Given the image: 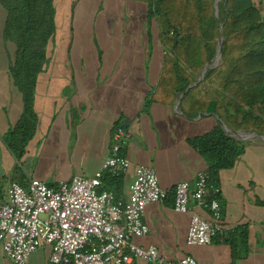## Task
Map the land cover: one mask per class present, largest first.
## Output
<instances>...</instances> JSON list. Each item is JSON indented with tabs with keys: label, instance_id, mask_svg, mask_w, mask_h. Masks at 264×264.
<instances>
[{
	"label": "crops",
	"instance_id": "crops-1",
	"mask_svg": "<svg viewBox=\"0 0 264 264\" xmlns=\"http://www.w3.org/2000/svg\"><path fill=\"white\" fill-rule=\"evenodd\" d=\"M67 12V29L59 37L57 28L39 77L33 106L38 124L21 157L4 140L19 121L23 103L9 74L15 46L4 43L0 33V54L6 59L0 67V204L7 203L13 182L27 186L39 180L56 187L73 176H94L108 157L114 129L123 127L130 136L125 155L131 169L122 176L119 197L128 196L138 165L155 170L169 197L145 207L149 233L132 239L137 247L154 248L157 260L131 264H177L186 255L199 264H264V207L256 203L264 201V143L246 141L234 167L218 174L220 228L230 229L226 237L219 231L210 245L187 247L191 213L171 209L174 188L180 182L192 188L196 175L207 170L187 140L211 131L218 119L199 118L201 113L186 118L176 109L181 95L174 103H161L165 52L156 23H148L146 5L73 0ZM155 91V101L145 109ZM189 209L209 220L206 209H196L193 202ZM49 256V248L42 247L27 264H51ZM0 264H12L1 245Z\"/></svg>",
	"mask_w": 264,
	"mask_h": 264
},
{
	"label": "trees",
	"instance_id": "trees-1",
	"mask_svg": "<svg viewBox=\"0 0 264 264\" xmlns=\"http://www.w3.org/2000/svg\"><path fill=\"white\" fill-rule=\"evenodd\" d=\"M130 1L146 5L148 23L155 22L159 30L165 52L161 103H174L185 92L178 110L186 118L212 115L233 132L264 136V18L253 1L220 0L218 16L216 0ZM0 9L6 14L2 40L15 46L9 74L23 103L19 121L4 140L21 157L38 124L33 106L57 33L55 0H0ZM220 36V64L209 69L201 83L187 89L215 58ZM155 95L156 91L146 99L145 109ZM187 144L205 163L209 185L220 189L219 172L232 169L248 143L231 137L218 124L188 139ZM121 183L122 177L106 176L98 191L111 192L119 200ZM213 198L220 201L221 193ZM256 203L264 207V201Z\"/></svg>",
	"mask_w": 264,
	"mask_h": 264
},
{
	"label": "built area",
	"instance_id": "built-area-1",
	"mask_svg": "<svg viewBox=\"0 0 264 264\" xmlns=\"http://www.w3.org/2000/svg\"><path fill=\"white\" fill-rule=\"evenodd\" d=\"M129 133L123 127L114 129L108 157L90 178L73 176L49 187L30 180L27 188L11 183L8 201L0 204V245L12 264H27L31 255L42 247L50 250L51 264H131L134 259L156 261L154 248L142 249L132 243L144 237L149 228L144 222L145 207L165 203L168 193L158 183L155 170L138 165L126 198L116 200L111 192L98 190L106 176L119 178L131 169L125 155ZM220 189L209 185V176L199 172L191 188L180 182L174 188L171 209L191 213L186 235L187 247L212 243L220 231L226 237L230 229H221L220 201L212 196ZM206 209L209 220L196 211ZM177 264H199L183 256Z\"/></svg>",
	"mask_w": 264,
	"mask_h": 264
},
{
	"label": "water",
	"instance_id": "water-1",
	"mask_svg": "<svg viewBox=\"0 0 264 264\" xmlns=\"http://www.w3.org/2000/svg\"><path fill=\"white\" fill-rule=\"evenodd\" d=\"M220 0H216L215 1V15L218 16V10H217V4ZM221 45H222V38L221 36L219 37L218 39V44H217V51H216V56L215 58L213 59V61L211 62V64H206L205 65V68L203 69V71L201 72V75L199 77V79L193 83L192 85H190L187 89L189 88H192V87H195L197 86L199 83L202 82V80L204 79L205 77V74L207 73V71L211 68H215L217 67L219 64H220V59H221ZM184 94H182L180 96V98L178 99L177 103H176V109L178 110V105H179V101L180 99L183 97ZM179 112V110H178ZM202 116V114L199 115V118ZM219 121V120H218ZM219 124L220 126L222 127V129L227 133L229 134L231 137L233 138H236L237 140H240V141H254V140H257V141H260L262 143H264V136H260L256 133H253V132H249V133H246V132H243V131H237V132H233L231 130H229L228 128L225 127V125L219 121Z\"/></svg>",
	"mask_w": 264,
	"mask_h": 264
},
{
	"label": "rangeland",
	"instance_id": "rangeland-1",
	"mask_svg": "<svg viewBox=\"0 0 264 264\" xmlns=\"http://www.w3.org/2000/svg\"><path fill=\"white\" fill-rule=\"evenodd\" d=\"M73 0H55V8H56V24L58 28V36L62 37V33L67 29V5L69 3L71 4ZM256 8L261 12L263 18H264V0H252ZM5 12L0 9V33L3 29L4 26V21H5ZM1 35V34H0ZM58 38V37H57ZM65 39V37H64ZM1 40V38H0ZM2 41V40H1ZM63 44V43H62ZM9 46V45H7ZM10 49V47H9ZM0 50H1V45H0ZM64 52V46L61 45L59 53L62 54ZM4 54V53H3ZM6 59L0 54V67H2L5 63Z\"/></svg>",
	"mask_w": 264,
	"mask_h": 264
}]
</instances>
